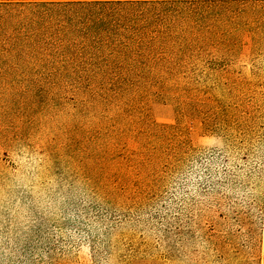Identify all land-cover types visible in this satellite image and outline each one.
I'll list each match as a JSON object with an SVG mask.
<instances>
[{
	"label": "rangeland",
	"instance_id": "rangeland-1",
	"mask_svg": "<svg viewBox=\"0 0 264 264\" xmlns=\"http://www.w3.org/2000/svg\"><path fill=\"white\" fill-rule=\"evenodd\" d=\"M66 1L0 0V264H264V0Z\"/></svg>",
	"mask_w": 264,
	"mask_h": 264
},
{
	"label": "trees",
	"instance_id": "trees-1",
	"mask_svg": "<svg viewBox=\"0 0 264 264\" xmlns=\"http://www.w3.org/2000/svg\"><path fill=\"white\" fill-rule=\"evenodd\" d=\"M46 5L45 2L40 4V6L46 8L45 10L47 11L45 12L50 11L60 15L63 19H67V22L73 26L71 32H82V35L86 37L91 35L98 37L100 36L101 28L99 24L102 16L113 18L115 14H118L119 10L124 11L123 8L132 9V0H70L59 4L61 6L60 9L45 7ZM117 5H123V8L116 7ZM124 5L129 7H124ZM153 6L152 9L157 8L155 5ZM79 25H81L80 28H78ZM91 42L95 46L103 45V43L95 40Z\"/></svg>",
	"mask_w": 264,
	"mask_h": 264
}]
</instances>
